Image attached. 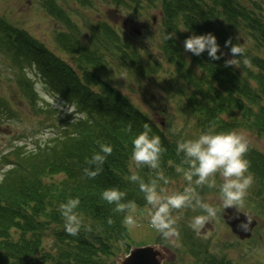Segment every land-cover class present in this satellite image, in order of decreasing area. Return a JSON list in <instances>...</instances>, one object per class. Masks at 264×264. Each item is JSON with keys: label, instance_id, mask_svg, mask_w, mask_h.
Returning a JSON list of instances; mask_svg holds the SVG:
<instances>
[{"label": "trees", "instance_id": "16d2710c", "mask_svg": "<svg viewBox=\"0 0 264 264\" xmlns=\"http://www.w3.org/2000/svg\"><path fill=\"white\" fill-rule=\"evenodd\" d=\"M73 1L88 9L93 5L90 0ZM42 2L47 14L63 19L65 26L71 22L64 19L65 12L54 0ZM109 4H120L123 8L133 5L129 8L132 12L141 9L142 4L158 5L162 30L157 46L173 69L166 90L174 96L172 109L177 117L167 112L163 128L162 123L136 108L104 77L101 57L104 51L121 68L140 77L155 72L162 64L158 58L153 67L148 61L142 62L134 44L123 36L126 33L115 25L95 22L88 36L92 40L88 41L89 47L76 40L79 32L75 23H68L74 37L67 38L63 32L56 37L60 47L68 55L73 54L71 61L77 59L73 67L25 31L0 18V51L15 65L14 82L22 84L30 108L36 103L41 106L38 99L44 107L52 106L42 100L23 64L32 68L35 65V74L52 95L58 94L61 101L75 104L77 112L88 115L87 120L74 123H71L72 115L62 119L44 117L58 122L49 125L50 128L42 127L44 132H52L46 141L34 135L31 143H13L7 152L0 153V176L3 177L0 181V264H116L119 255L131 248L125 214L114 212L115 206L102 200L101 193L116 187L126 193V199L135 200L137 206L147 205L138 185L129 180L130 169L135 168L131 159L132 141L143 131L145 123L151 127L150 134L158 135L166 149L161 157V169L169 183L164 187L183 179L182 173L176 170L181 160L176 145L186 140V133L192 132L197 138L209 130L244 129L264 139V56L260 54L264 55V0H110ZM170 33H176L177 38L167 40ZM193 33L213 34L225 55L213 61L207 52L199 57L184 52L183 41ZM229 38L245 49L238 69L224 67L225 61L231 58L230 49L225 47ZM244 59L250 63L245 64ZM178 118L182 124L173 131L172 124ZM99 143L111 145L113 153L107 157L103 171L89 179L83 169L93 153L99 151ZM29 144L34 147L29 149ZM246 159L254 176L245 198L250 203L246 205L264 221V153L249 145ZM136 171L146 181L152 179L153 173L147 167ZM209 190L212 188L207 186L197 189L200 194ZM69 198L81 201L76 211L84 226L76 237L65 232L64 220L58 211L59 205ZM182 210L174 212L182 216L176 225L180 233L177 239L181 245V261L239 264L227 255L225 249L230 243H224L218 231L206 237L204 232L195 233L190 227L188 219L192 221L194 216L203 214L199 209ZM109 217L113 220L111 225L107 223ZM88 226L91 232L87 231ZM155 243L165 244L159 232Z\"/></svg>", "mask_w": 264, "mask_h": 264}, {"label": "rangeland", "instance_id": "374dc122", "mask_svg": "<svg viewBox=\"0 0 264 264\" xmlns=\"http://www.w3.org/2000/svg\"><path fill=\"white\" fill-rule=\"evenodd\" d=\"M54 1L65 12L66 18L64 19L75 23V28L79 32L76 40L83 45L90 47L88 41L92 40L88 37L89 32L91 28H94L95 22L103 21L115 25L118 30H123L126 33L123 36L134 44L136 51L142 56V62L148 61L150 67H153L156 58L162 60L159 69L140 77L137 73H128L121 68L109 53L104 51L101 54L104 66L103 75L107 81L114 85L136 108L146 112L157 123H162L164 128L163 117H167V112L171 114L175 112L172 109L174 96L166 90L173 69L163 59L157 46L158 37L162 30L158 5L149 7L142 4L141 9L132 12V9L129 8H133V5H126L130 7L123 8L124 6L122 7L120 4L110 5V0H90L93 2L90 9L87 6L79 7L73 0ZM41 2L42 0H0V18L25 31L63 61L75 67L73 62H76L77 59L73 58V62L71 61L70 56L73 57V54L68 55L60 47L56 37L59 32L65 33L67 38L68 36L74 37L68 28L69 22L65 26L63 19L58 20L47 14L43 6L45 4ZM118 7L119 11L117 10ZM137 30L141 32L139 35L134 33ZM260 54L264 56L262 53ZM4 56L0 51V153L7 152L13 143L20 145L25 142L31 143L32 136L41 137V134L38 135L37 133H43V129L50 128L49 125L58 123L57 120H46L44 117H59L62 119L63 116L67 115L64 112L58 113L53 107L39 106L40 109L37 103L33 108H30L31 105L24 96L25 90L22 84L14 82L15 65L9 60L7 61ZM23 65L25 68L27 67L26 64ZM27 68L32 71V83H34L35 89L39 93L37 85L44 84V82L39 75L35 74L34 68ZM17 70L19 69L17 68ZM44 91L52 95L46 88ZM38 101L41 105L43 104L40 99ZM45 108L48 112H44ZM176 115L174 113L175 117H177ZM181 124L180 118L175 119L172 124L173 131H177L176 128L180 127ZM235 131L244 133L249 140V145L264 153V139L262 137L249 130L235 129ZM184 137H186V140L195 139L196 135L189 132ZM221 183L222 179L217 176L215 188L208 192L199 193L205 202L218 208L217 217L212 219L201 232L209 237L218 231L223 242L230 243V247L225 249L227 255L239 264H264V221L260 219V215L256 214L254 209H250L249 204L246 205L250 202L244 200L243 205L239 207V211L251 214L257 219V222L252 226L250 237L239 240L222 220L223 215H229L224 211L220 201L219 187ZM184 186V180L178 179L166 188L182 191ZM149 207L148 205L144 207L137 206L135 213L138 220L137 227L129 229L125 224L130 246L152 245L162 253L163 259L167 262L188 264L179 258L181 245L177 238L165 240V244L155 243L157 231L149 225ZM173 215L178 217L177 220L182 218L180 215L177 216L176 213ZM188 220L191 224L192 221ZM195 233L198 232L195 231ZM123 255L120 254L116 261L119 262Z\"/></svg>", "mask_w": 264, "mask_h": 264}, {"label": "clouds", "instance_id": "9594fccd", "mask_svg": "<svg viewBox=\"0 0 264 264\" xmlns=\"http://www.w3.org/2000/svg\"><path fill=\"white\" fill-rule=\"evenodd\" d=\"M176 38V33L167 35V40ZM225 47L230 49L231 58L225 61L224 67L238 69L240 58L245 52L243 45L238 42L233 44L229 38L225 42ZM183 49L184 52L192 53L197 57L207 52L208 57L213 61L220 60L225 55L221 52L216 37L211 33L205 35L193 33L183 41ZM218 52L221 54L217 55ZM243 62L250 63L248 59H244ZM24 71L29 78H32V71L29 68L26 67ZM37 88L42 100L56 109L58 113L64 112L74 117L71 123L88 119L87 112H77L75 104L61 102L58 94L54 96L44 91L46 85L43 83L38 84ZM128 131H131V125ZM150 133L151 127L145 123L143 131L137 134L132 141L131 159L135 168L130 169L129 180L137 184L140 192L143 193L146 204L150 206L149 225L159 232L163 239L172 240L180 235L176 226L178 217L173 215L174 212L182 209H199L203 214L194 216L190 224V227L198 233L217 217L218 208L205 202L197 191L198 188L204 186L215 188L217 176L222 179L219 192L223 209L235 208L240 212L239 207L243 205L254 183V176L249 172L250 162L246 159L249 140L244 133L235 130L228 132L209 130L195 139L177 142L176 153L181 160L176 170L182 173L186 181L182 191L170 190L163 186L169 183L161 169V157L166 149L162 146L161 138ZM51 134V130H45L40 138L46 141ZM73 135L76 134L73 133ZM33 147L32 144L28 145L29 149ZM112 153L111 145L99 143V151L93 153L87 162L88 166L83 169L84 176L89 179L96 178L103 171V165ZM142 167H147L152 171V179L146 181L138 174L136 169ZM2 180L3 177L0 176V181ZM101 199L109 205H114V212L125 214L124 223L129 229L138 226L135 216L137 203L135 200L126 199L124 191L116 187L105 189L101 193ZM80 203L79 198H69L61 203L58 209L64 220L65 232L72 237L78 236L84 226L82 217L76 211ZM245 215L248 222L241 223L238 227L247 232L252 219L247 214ZM107 223L109 225L113 223L111 217L108 218ZM87 231H92L91 226L87 227ZM130 255L131 252L128 256ZM161 264H167V261L161 260Z\"/></svg>", "mask_w": 264, "mask_h": 264}, {"label": "water", "instance_id": "95a60500", "mask_svg": "<svg viewBox=\"0 0 264 264\" xmlns=\"http://www.w3.org/2000/svg\"><path fill=\"white\" fill-rule=\"evenodd\" d=\"M137 33H139L138 30ZM224 211L229 216L223 215L222 219L230 227L232 233L237 235L239 239L250 237L252 226L256 223L255 218L247 214L252 219V222L249 225V230L245 232L238 225L248 222L246 213L238 212L235 208H227ZM130 252L131 255L128 256ZM161 260H163L162 253L157 251L154 246L146 245L131 248L127 254L122 256L118 264H161Z\"/></svg>", "mask_w": 264, "mask_h": 264}]
</instances>
